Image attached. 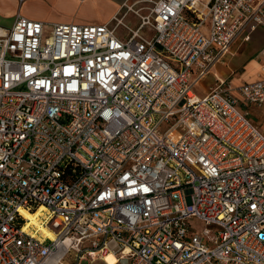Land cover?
Segmentation results:
<instances>
[{"label": "built area", "instance_id": "built-area-1", "mask_svg": "<svg viewBox=\"0 0 264 264\" xmlns=\"http://www.w3.org/2000/svg\"><path fill=\"white\" fill-rule=\"evenodd\" d=\"M143 1L134 28L118 12L0 27V264H264V133L247 109L264 76L239 98L222 78L191 89L264 27V0Z\"/></svg>", "mask_w": 264, "mask_h": 264}, {"label": "crops", "instance_id": "crops-1", "mask_svg": "<svg viewBox=\"0 0 264 264\" xmlns=\"http://www.w3.org/2000/svg\"><path fill=\"white\" fill-rule=\"evenodd\" d=\"M61 2H67L69 0H59ZM73 4H81L84 0H71ZM122 0H120L121 2ZM35 0H24L22 4L18 5L17 0H0V27L6 30L13 24L14 16L19 13L29 19L44 21L47 25L54 22H77V23H102L108 21L109 18L117 12L120 6L117 3V9L110 14L108 18L102 21L89 20L88 18L76 17L73 18L71 14L65 16L62 20L50 21L48 16L36 12L33 8ZM264 76V27H257L253 32L250 33L249 39L246 42L241 41L237 38L231 43L228 53L223 57L222 60L215 61L207 72L200 76L197 82L193 84H200L202 80H205L203 90L200 94H206L210 88L216 83V78H222L229 82L232 87L230 91L231 96L239 98L240 96L233 87L239 86L244 83L252 82L263 78ZM192 86V87H193ZM257 117H264L263 112L256 113ZM254 113L250 111L251 122L259 127L264 133V120L257 119Z\"/></svg>", "mask_w": 264, "mask_h": 264}, {"label": "rangeland", "instance_id": "rangeland-1", "mask_svg": "<svg viewBox=\"0 0 264 264\" xmlns=\"http://www.w3.org/2000/svg\"><path fill=\"white\" fill-rule=\"evenodd\" d=\"M136 1V4H134L133 9L135 11H138L137 13L131 10H127V6H130L133 4V2ZM123 2L126 3L122 8H120L121 4ZM117 3H121L118 7ZM151 2H144L143 0H84L81 4H73L71 0L65 2H61L59 0H35L34 6L32 9H34L37 13L40 12L46 16H48L50 21L54 20H62L65 16H71L73 18L76 17H83L88 18L89 20L94 21H102L105 20L112 14L118 7L117 10V17L126 13L125 16L122 18L123 22H125L129 27L134 28L136 25L139 24L141 19L138 17V14L147 15L149 13V8ZM147 7V8H146ZM115 14V13H114ZM113 14V15H114ZM1 27L3 24H0ZM51 25V24H50ZM50 25L47 26V29H50ZM208 25L209 21H205V23L202 26V31L205 35H208ZM118 30H122V27L119 26ZM205 80H202L200 84L194 85L191 89L194 93L200 94L203 90ZM247 109L251 111V113H260L263 112L264 105L262 107H256L254 105H248ZM257 117V115H255ZM257 119L263 121L264 117H257ZM192 224H194V227L196 229H202L204 224L197 220H193ZM82 244H87L83 242ZM75 255V252L72 251L70 254L66 255L64 257V263L73 264V256ZM80 264H108L105 260L96 258L93 263H89L88 260H82ZM110 264V263H109ZM112 264V263H111Z\"/></svg>", "mask_w": 264, "mask_h": 264}, {"label": "bare ground", "instance_id": "bare-ground-1", "mask_svg": "<svg viewBox=\"0 0 264 264\" xmlns=\"http://www.w3.org/2000/svg\"><path fill=\"white\" fill-rule=\"evenodd\" d=\"M21 213H23V216L28 220L30 223H33L37 226H39L38 216L40 215V210H36L34 212H29L26 210H21ZM40 229H43L41 226H39ZM44 230V229H43ZM106 259L108 262L113 263L114 259L111 255L107 256Z\"/></svg>", "mask_w": 264, "mask_h": 264}]
</instances>
